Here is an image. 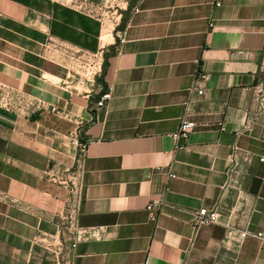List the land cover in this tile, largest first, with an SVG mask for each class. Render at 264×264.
Wrapping results in <instances>:
<instances>
[{
    "label": "crops",
    "instance_id": "1",
    "mask_svg": "<svg viewBox=\"0 0 264 264\" xmlns=\"http://www.w3.org/2000/svg\"><path fill=\"white\" fill-rule=\"evenodd\" d=\"M76 1L0 0V82L34 103L0 107V264H264L260 241L237 235L264 230V0H123L119 16L115 0H87L96 16ZM49 38L106 47L93 92L45 57ZM100 88L111 98L91 110ZM52 106L85 120L78 225L102 230L59 253L34 241L56 234L68 195L46 170L74 154ZM182 118L194 126L178 149ZM201 207L220 220L193 231Z\"/></svg>",
    "mask_w": 264,
    "mask_h": 264
},
{
    "label": "built area",
    "instance_id": "2",
    "mask_svg": "<svg viewBox=\"0 0 264 264\" xmlns=\"http://www.w3.org/2000/svg\"><path fill=\"white\" fill-rule=\"evenodd\" d=\"M123 0L113 1L111 13L119 16L121 13ZM220 2L216 0L215 5ZM112 8V4L110 5ZM74 7L90 16H96L100 8L91 4L87 0H77L74 2ZM109 9V8H108ZM125 9V8H124ZM137 6H133L134 12L138 11ZM1 16V12H0ZM112 19V17H110ZM113 21L115 19L113 18ZM106 47H99L95 51H88L72 44H68L63 40L49 38L43 46V53L50 61L60 64L66 68L69 75L77 79V82L84 87L86 94L93 92L94 84L97 83L103 72L105 63ZM206 76L204 74H194L189 85L190 94H202L204 89L202 82ZM256 100L261 105L264 95L260 87H257ZM73 90H77L74 86ZM97 97L90 101L89 108L95 110L106 105L111 98L110 88L96 91ZM34 105L33 100L27 95L19 91L13 90L7 84L0 82V107L29 113ZM51 111L57 112L60 117L70 120L74 126L67 132L69 144L74 147L72 163L69 165L51 166L46 170L48 180L54 183L61 184L67 188L68 195L64 201L63 211L59 214V224L55 235L39 236L34 238L35 242L42 244L45 248L55 250L59 253L61 246L65 240L71 242L70 248H73L76 242L80 240H88L91 238L101 237L102 230L100 228H84L78 225V216L80 211V202L82 200V174L83 161L87 151L88 140L84 136L85 120L79 116H75L64 109H59L55 106L50 107ZM194 123L182 118L178 128L171 135L178 149L185 146L178 142L186 138L192 130ZM222 129V126L220 127ZM232 158L238 147L235 143L231 144ZM263 160V158H260ZM171 176V174H168ZM163 205L162 198L152 200L145 206L148 219L155 222L158 217L159 209ZM220 220V214L216 208L201 207L191 212L190 224L193 231L198 227L206 224L217 223ZM228 233H233L231 228H228ZM237 235L240 238L252 236L260 241V248L264 250V230L249 232L248 230H238Z\"/></svg>",
    "mask_w": 264,
    "mask_h": 264
}]
</instances>
